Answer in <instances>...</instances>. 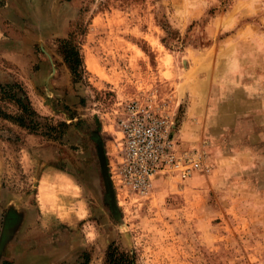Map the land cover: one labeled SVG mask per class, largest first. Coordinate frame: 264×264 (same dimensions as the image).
I'll return each instance as SVG.
<instances>
[{"label":"rangeland","instance_id":"1","mask_svg":"<svg viewBox=\"0 0 264 264\" xmlns=\"http://www.w3.org/2000/svg\"><path fill=\"white\" fill-rule=\"evenodd\" d=\"M35 2L0 32L41 127L0 120V264H264V0ZM151 93L204 169L107 194L96 150L109 176L121 106Z\"/></svg>","mask_w":264,"mask_h":264},{"label":"built area","instance_id":"2","mask_svg":"<svg viewBox=\"0 0 264 264\" xmlns=\"http://www.w3.org/2000/svg\"><path fill=\"white\" fill-rule=\"evenodd\" d=\"M171 103V99L162 100L151 93L121 106L116 121L115 161L109 169L118 192L142 196L159 178L177 175L185 180L204 169L195 153L179 149Z\"/></svg>","mask_w":264,"mask_h":264},{"label":"trees","instance_id":"3","mask_svg":"<svg viewBox=\"0 0 264 264\" xmlns=\"http://www.w3.org/2000/svg\"><path fill=\"white\" fill-rule=\"evenodd\" d=\"M62 55L65 63L72 73L79 65V57L73 50H68L70 45L68 41H61ZM9 106L15 109L14 112L8 110ZM39 115L33 109L30 100L24 88L17 81L6 84H0V120L11 122L19 128L34 134L41 129L39 124ZM47 130L52 131V126H46ZM110 248V247H109ZM108 248V255H109ZM2 264H9L7 262Z\"/></svg>","mask_w":264,"mask_h":264},{"label":"crops","instance_id":"4","mask_svg":"<svg viewBox=\"0 0 264 264\" xmlns=\"http://www.w3.org/2000/svg\"><path fill=\"white\" fill-rule=\"evenodd\" d=\"M35 1H36L35 5L38 4V0H35ZM24 2L28 4V0H0V32L1 33H7V31L11 32L12 30L15 31L16 28H14L12 24H9L5 21V19L8 16H11L12 13H15L13 17L19 20H22L24 19V17L27 16V11L25 9L14 8V5L16 4L24 6L23 5ZM11 6H12V9H14V11H10ZM19 35L21 36L22 34L20 33Z\"/></svg>","mask_w":264,"mask_h":264},{"label":"water","instance_id":"5","mask_svg":"<svg viewBox=\"0 0 264 264\" xmlns=\"http://www.w3.org/2000/svg\"><path fill=\"white\" fill-rule=\"evenodd\" d=\"M97 157H98V161H99V167H100V171H101V176H102V181L104 184V189L105 192L107 194H111L112 193V188H111V184H110V178L108 176V170H107V164H106V159L104 156V152L102 150V148H97Z\"/></svg>","mask_w":264,"mask_h":264}]
</instances>
